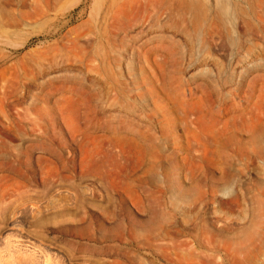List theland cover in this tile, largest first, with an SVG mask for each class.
I'll list each match as a JSON object with an SVG mask.
<instances>
[{
	"label": "rangeland",
	"instance_id": "374dc122",
	"mask_svg": "<svg viewBox=\"0 0 264 264\" xmlns=\"http://www.w3.org/2000/svg\"><path fill=\"white\" fill-rule=\"evenodd\" d=\"M0 264H264V0H0Z\"/></svg>",
	"mask_w": 264,
	"mask_h": 264
},
{
	"label": "bare ground",
	"instance_id": "6f19581e",
	"mask_svg": "<svg viewBox=\"0 0 264 264\" xmlns=\"http://www.w3.org/2000/svg\"><path fill=\"white\" fill-rule=\"evenodd\" d=\"M199 2L198 1H194V3H192L191 5H190V8H193V9H195V8H197V9H199V4H198ZM218 8H220L219 9V11H220V14H224V11H223V8H221V7H218Z\"/></svg>",
	"mask_w": 264,
	"mask_h": 264
}]
</instances>
